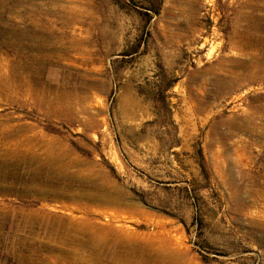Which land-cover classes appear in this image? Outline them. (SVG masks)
<instances>
[{
  "label": "rangeland",
  "instance_id": "rangeland-1",
  "mask_svg": "<svg viewBox=\"0 0 264 264\" xmlns=\"http://www.w3.org/2000/svg\"><path fill=\"white\" fill-rule=\"evenodd\" d=\"M4 128L0 264H264V0H0Z\"/></svg>",
  "mask_w": 264,
  "mask_h": 264
},
{
  "label": "bare ground",
  "instance_id": "bare-ground-1",
  "mask_svg": "<svg viewBox=\"0 0 264 264\" xmlns=\"http://www.w3.org/2000/svg\"><path fill=\"white\" fill-rule=\"evenodd\" d=\"M23 70L25 72L28 71V69H23ZM18 76H19V74L16 72V70H13L9 76L10 77L9 80L11 79V80L16 81V80H18V79H16ZM20 76H21V73H20ZM19 84L21 85V88L28 87L27 83H25V82H20ZM14 133H16V132H14L13 130H8V129L5 130V128L0 130V142L4 141L5 139H8L10 136L14 135ZM4 146L5 147L0 146V166H9V165L15 166V165H17L19 163V161L21 160V157H22V155H20L21 150L14 147L10 143H6V144H4ZM74 240H77L79 242V240H81V239L77 238ZM84 244H86V243H83V245ZM87 245H88V243H87ZM88 246H90V244Z\"/></svg>",
  "mask_w": 264,
  "mask_h": 264
}]
</instances>
